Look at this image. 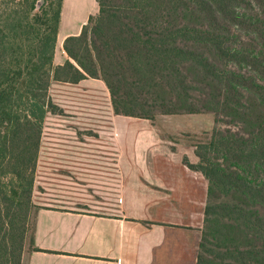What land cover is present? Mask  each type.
Returning a JSON list of instances; mask_svg holds the SVG:
<instances>
[{"label":"trees","instance_id":"obj_1","mask_svg":"<svg viewBox=\"0 0 264 264\" xmlns=\"http://www.w3.org/2000/svg\"><path fill=\"white\" fill-rule=\"evenodd\" d=\"M0 0V264H21L52 82L105 84L115 114L210 113L195 264H264V0H96L54 64L63 0Z\"/></svg>","mask_w":264,"mask_h":264},{"label":"crops","instance_id":"obj_2","mask_svg":"<svg viewBox=\"0 0 264 264\" xmlns=\"http://www.w3.org/2000/svg\"><path fill=\"white\" fill-rule=\"evenodd\" d=\"M67 2L62 3L56 40L62 50L64 39L78 34L88 19L74 30L64 26ZM66 58L63 50L62 59H56L55 64ZM98 82L100 79L87 77L77 83L51 84L85 91ZM104 112L73 107L45 117L48 125L43 124V129L50 126L65 131L62 127L66 126L71 132L81 130L85 117L96 116L100 122L106 117L112 140H62L53 136L58 132L52 134L48 161H42L55 165L54 171L50 167L49 178L80 183L72 182L70 189L67 186L62 192L49 182V191L42 195L46 199L39 201L34 215L32 250L22 253L21 264H195L207 181L182 158L185 155L189 163H195L196 156L185 146L171 148L174 143L162 139L151 123H133L132 117L125 116L128 121L121 124L122 115L115 114L112 107ZM89 146L100 150L90 152ZM106 163L112 171H105ZM106 173L112 191L94 197L78 194L77 186L105 180ZM100 187H105L104 182Z\"/></svg>","mask_w":264,"mask_h":264},{"label":"rangeland","instance_id":"obj_3","mask_svg":"<svg viewBox=\"0 0 264 264\" xmlns=\"http://www.w3.org/2000/svg\"><path fill=\"white\" fill-rule=\"evenodd\" d=\"M42 4V3H41ZM40 4V5H41ZM67 8L63 11L64 13V19H63V25L66 27H69L71 30H74L80 22L91 15H96L97 13V3L96 0H69L67 2ZM65 6V5H64ZM63 26V27H64ZM59 44L56 42L55 50H54V64L56 63L55 60L62 59L63 50L58 48ZM56 65V64H55ZM101 82H98L96 85L87 87L88 90L85 89V91L80 90H67L68 88H63L60 86V84H51L49 88V96L51 101L55 104V107L52 108L55 112H60L62 108H73V107H80V108H101L103 109L106 114V111H108L111 107L110 103V96L107 88L104 84ZM103 85V86H102ZM51 113V112H49ZM48 113V114H49ZM48 114L46 117H49ZM86 119H83L85 122L81 128L73 130L71 132V128H68L66 126H63L62 129L65 131L60 130H53L48 127H44L42 136H41V146L39 150V155L37 158V164L35 167V178H34V185H33V192H32V201L33 205L30 208V212L28 214V220H27V230H26V237L24 241V251L32 250V237H33V231H34V215L39 207V201L44 200L42 195H44L46 192L49 191V182L53 183V185L58 186L59 190L62 192L66 191V188L68 186V189H70V184L72 182L80 183V181H65V179L61 180H51L49 177L52 175V171L56 170L55 165H49L48 163H43L42 161H48V145L49 140H51L52 134L54 132H58V135L56 136V139H62V140H68L70 138H77V139H87L88 141H95V140H106L111 141L112 140V134L109 132L111 126L107 120L106 117H104V122H100V119H98L96 116H88L85 117ZM121 118L120 123L123 124L126 117L120 116ZM97 119L99 121H97ZM130 121L133 123H151L156 126V129L158 133L160 134L162 139L169 140L170 142L174 143L171 148H176V145H180L181 148L183 146L190 148V151H193L195 155V147L194 144H196L198 141L204 139L207 137L211 131V129L214 127L215 123L213 120V116L210 113H198V114H180V115H162L158 114L154 117V119H143V118H130ZM101 123V124H100ZM104 125V127L102 126ZM44 125H48V119L45 118ZM70 127V126H69ZM104 149V148H103ZM102 149V150H103ZM92 150H100L95 147L92 148L89 146V151ZM105 151H112L109 148H105ZM106 156H108L107 153H105ZM183 155L181 152L179 156ZM196 156V155H195ZM183 161L187 158L185 155H183ZM198 158L196 157V162ZM107 161V160H106ZM195 162V163H196ZM106 168L105 171H112L109 169L111 165L105 164ZM50 167L52 171L50 170ZM51 171V172H50ZM106 178L105 180H89L84 181L82 184V187L77 186V188L80 190V193H84L86 195L94 197L95 195L102 194L101 191H112L111 189H108L107 187V175L105 174ZM54 178V176H52ZM102 182H104L105 187H100L102 185ZM58 183V185H56ZM77 185V184H75ZM98 185V186H97ZM56 188V187H54ZM41 191L44 192L41 194ZM98 192V194H97ZM88 196V197H89ZM46 199V198H45ZM44 202H47L46 200ZM203 218V215H202ZM22 252V253H23Z\"/></svg>","mask_w":264,"mask_h":264},{"label":"water","instance_id":"obj_4","mask_svg":"<svg viewBox=\"0 0 264 264\" xmlns=\"http://www.w3.org/2000/svg\"><path fill=\"white\" fill-rule=\"evenodd\" d=\"M41 3H42V0H38L36 3V6L39 7Z\"/></svg>","mask_w":264,"mask_h":264}]
</instances>
